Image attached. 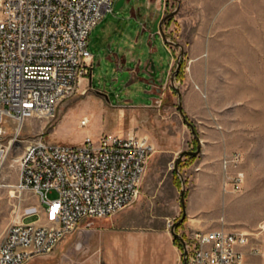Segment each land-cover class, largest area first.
Instances as JSON below:
<instances>
[{
	"label": "rangeland",
	"instance_id": "1",
	"mask_svg": "<svg viewBox=\"0 0 264 264\" xmlns=\"http://www.w3.org/2000/svg\"><path fill=\"white\" fill-rule=\"evenodd\" d=\"M183 1L198 2L202 9L196 21L206 40L196 55L182 57L180 44L184 55L194 44L170 36V48L180 57L167 75L172 54L163 38L152 34L154 22L144 30L127 18L122 32L109 38L107 25L121 11L114 10L115 0L89 38L92 72L59 103L55 117L28 120L16 138L13 125L0 133V242L27 208L41 209L32 191L15 188L19 157L36 138L78 145L87 136L135 132L154 147L133 204L81 221L51 254L27 264H183L173 228L189 253L197 231L245 232V264H264V0ZM148 62L154 74L145 71ZM126 69L133 71L126 75ZM179 95L196 136L178 109ZM198 142L201 153L184 155L176 167L175 157L196 150ZM236 154L238 164L224 168L223 156ZM237 175L243 178L241 190L225 191L224 182ZM181 189L186 217L179 222ZM171 198L177 215L170 222Z\"/></svg>",
	"mask_w": 264,
	"mask_h": 264
},
{
	"label": "built area",
	"instance_id": "2",
	"mask_svg": "<svg viewBox=\"0 0 264 264\" xmlns=\"http://www.w3.org/2000/svg\"><path fill=\"white\" fill-rule=\"evenodd\" d=\"M115 0H0V133L14 126L16 138L32 118L50 120L69 93L92 72L89 38ZM176 0L161 2L165 15ZM88 120H83L87 124ZM8 149V148H7ZM150 140L135 132L87 136L82 143L32 141L19 157L18 192L32 191L41 209L29 207L0 242V264H27L51 254L77 225L133 204L149 157ZM3 151V150H2ZM239 154L224 155L228 168ZM240 175L224 182L240 191ZM57 194L56 199L49 195ZM39 216L26 223L25 218ZM245 232L224 229L193 234L187 264H245Z\"/></svg>",
	"mask_w": 264,
	"mask_h": 264
},
{
	"label": "crops",
	"instance_id": "3",
	"mask_svg": "<svg viewBox=\"0 0 264 264\" xmlns=\"http://www.w3.org/2000/svg\"><path fill=\"white\" fill-rule=\"evenodd\" d=\"M199 5L200 3L198 2H184V1L181 2L176 6L177 8L176 15L174 17H170L167 20V22L163 24V30L166 36V39L163 38V41L164 43H166L168 51L171 52L172 54L171 60L169 61L168 64V71L166 73L167 75L170 73V68L174 63V58L180 57V54L179 56H175L174 50L170 48V36L178 37L180 41H182L181 43H184L186 42V40H188L189 42L194 44L191 50H188L187 55H184L185 53L184 46L183 44H180L178 48H180L181 50L182 57L183 56L191 57L196 55L199 52L198 49H200L199 44L205 42L206 40V37L203 34V30L201 26H199L198 22L196 21L200 18L201 16L200 12L202 11ZM116 6H118L117 9H115ZM115 7H114L115 11L116 10H121V11L115 12L112 16L113 20L110 22V24L107 25V29H109L108 30L109 38H112V36L118 31L122 32L120 26L125 25L127 18H131V19L134 18L138 22L142 23V27L145 30L146 27L149 26V24L153 22L155 23L162 13L161 0H140L135 2H132V0H120V1L117 0ZM175 9H173V11ZM168 14H170V8L168 9L165 15ZM104 21H105V17L101 21V23H103ZM152 34L155 33L152 31ZM157 34H159L160 38H162L160 33ZM130 70L133 71V69H126L125 72L129 73L128 71ZM145 71L154 74L153 66L151 65L150 62H148L145 65ZM171 153L172 151L170 150V163L173 158ZM176 159L177 157H175V160ZM175 181L176 178L174 176H171L170 184L172 188L175 186ZM172 199L173 198L170 199V222L177 215L175 202Z\"/></svg>",
	"mask_w": 264,
	"mask_h": 264
},
{
	"label": "water",
	"instance_id": "4",
	"mask_svg": "<svg viewBox=\"0 0 264 264\" xmlns=\"http://www.w3.org/2000/svg\"><path fill=\"white\" fill-rule=\"evenodd\" d=\"M163 1L164 0H161V2H163ZM176 3L180 4V0H176ZM117 8H118V6L115 7V9H117ZM173 13L174 12H170V14H168V15H163L161 13L159 18L157 19V21L153 25V32L154 33H160L162 38L166 39L164 30H163V24H165L167 22V20L173 15ZM179 61H178V64H177V68L178 69L180 68V62ZM125 74L127 75L128 73L125 72ZM172 79H174V76H172ZM178 109H179L180 113L182 114L184 120L191 126V130H192L193 135L196 136V131H195V128H194L193 124L188 122V120L186 119V117H185V115L183 113L180 95H179V106H178ZM200 153H201V145L198 142L196 150H185V151H183V152H181L179 154V156L177 157L176 162H175L176 163V167L178 166L179 159L182 158L184 155L196 156V155H199ZM180 202H181V207H182V215H181V218H180L179 222H182L185 219V217H186V206H185V198H184V189H181V191H180ZM172 235H173V237L175 239H178L182 243V246H183V264H187L188 252H187L185 240L183 239V237H181L179 234H177L174 231V228L172 229Z\"/></svg>",
	"mask_w": 264,
	"mask_h": 264
},
{
	"label": "bare ground",
	"instance_id": "5",
	"mask_svg": "<svg viewBox=\"0 0 264 264\" xmlns=\"http://www.w3.org/2000/svg\"><path fill=\"white\" fill-rule=\"evenodd\" d=\"M77 83H78L77 81H70V84H69V93H73L74 92Z\"/></svg>",
	"mask_w": 264,
	"mask_h": 264
}]
</instances>
